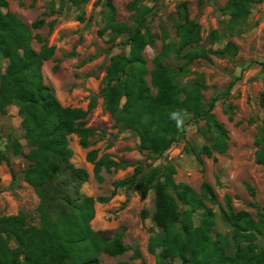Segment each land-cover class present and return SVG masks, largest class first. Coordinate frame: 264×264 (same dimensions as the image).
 Returning a JSON list of instances; mask_svg holds the SVG:
<instances>
[{
  "label": "trees",
  "instance_id": "trees-1",
  "mask_svg": "<svg viewBox=\"0 0 264 264\" xmlns=\"http://www.w3.org/2000/svg\"><path fill=\"white\" fill-rule=\"evenodd\" d=\"M79 6L88 0H68ZM145 0L130 3L135 26L115 20L116 9L112 0H106L104 18L106 30L115 35L127 32L122 45L128 54L112 57L107 68L102 97L106 110L116 125L137 135L139 151L147 160L161 159L182 136L188 121H205L213 134L211 146H204L202 154L211 158L215 152L226 153L230 139L228 129L220 123L214 110L221 97H229L234 86L204 102V79L198 77L190 87L182 78L190 73L189 65L198 59L211 60L236 55L238 47L227 43L213 50L200 46L202 28L197 22L183 18L177 27L178 41L164 45L149 72L145 51L153 45L155 36L148 26L150 9L141 5ZM264 0H229L223 11L229 16L228 29L235 30L251 15V8ZM7 0H0V57L7 61L0 78V114H6L13 104L19 108L25 139L31 148L25 155L30 162L25 180L40 200L38 213L40 226L31 225L25 215L0 217V264H101V256L116 258L130 249L123 242L124 234L98 232L92 228L96 203H107L120 188L135 190L144 198L153 192L154 209L151 220L156 230L149 251L157 254L158 264H264V207L257 201L256 190L246 185L256 209V216L234 208L233 198L225 195L224 205L213 186L204 182L200 192L186 183H177L176 167L172 163L154 166L139 162L128 179L115 183L110 197H89L82 186L90 175L86 169L73 163L74 152L70 137L77 135L81 145L88 148L95 131L87 128L88 110L65 107L44 79V63L55 54L54 48L43 45L40 51L33 47V29L43 26V21L32 25L23 22L10 12ZM186 12V5H183ZM212 43L220 41L217 32L211 35ZM176 62L180 64L177 65ZM151 76V84L147 77ZM152 88L156 89V94ZM234 107L227 112L232 119ZM173 113L177 114L173 119ZM181 121L178 126L177 121ZM262 147L257 152V163L264 166V138L258 140ZM17 153L21 145L14 143ZM95 177L103 182V168L119 166L98 152L88 154ZM197 161L202 163L200 156ZM14 177V182H15ZM211 205L212 207L208 206ZM213 207H218L231 236L216 234L217 217ZM199 216L196 225L195 217ZM135 256L141 258L139 251ZM117 264H129L126 261Z\"/></svg>",
  "mask_w": 264,
  "mask_h": 264
},
{
  "label": "rangeland",
  "instance_id": "rangeland-1",
  "mask_svg": "<svg viewBox=\"0 0 264 264\" xmlns=\"http://www.w3.org/2000/svg\"><path fill=\"white\" fill-rule=\"evenodd\" d=\"M9 11L23 22L44 24L33 29L36 37L35 50L43 45L55 49L53 58L44 63L45 82L52 87L56 97L65 107L91 110L87 128L95 131L88 148L81 145L77 135L70 137L74 152L73 163L86 169L90 178L82 186L83 194L94 197H110L115 183L131 177L139 162L154 166L172 163L177 170V183H186L200 192L207 182L213 186L224 205L225 195L233 198L236 211L244 210L256 216V209L249 206L253 201L246 185L257 193L258 203L264 207V166L257 163V152L262 148L258 140L264 138V2L251 8V15L237 29H228L229 16L223 11L229 0H145L141 5L150 9L148 26L155 36L153 45L144 55L149 72L154 69L155 58L162 53L164 45L178 41L177 27L183 18L197 22L202 28L201 47L222 49L227 43L238 47L236 55L222 57L211 55V60H195L189 65L190 73L182 78V84L190 87L198 78L204 79V102L227 91L234 82L229 97H221L214 114L229 131V149L226 153L215 152L211 158L202 154L204 146H211L213 134L205 121H188L180 141L161 159L147 160V154L139 151L140 140L134 133L122 129L106 110L102 97L107 68L112 57L128 54L122 45L127 32L115 35L106 30L104 18L106 0H88L79 6L68 0H7ZM116 9L117 23L135 26L130 3L136 0H112ZM186 5L187 11L183 9ZM217 32L220 41L212 43L211 35ZM179 65V62H176ZM7 61L0 57V78ZM151 84V76L147 77ZM154 94L157 90L152 88ZM234 107L232 119L228 106ZM19 108L13 104L6 114H0V217L25 215L31 225L40 226L38 206L40 200L35 189L25 180L29 161L25 155L31 148L21 126ZM21 145L20 153L14 143ZM98 152V160L105 157L119 166L107 171L103 168L99 182L94 165L88 154ZM200 156L202 163L197 161ZM15 177V182H14ZM154 194L144 198L135 190L120 188L117 195L107 203L95 204L92 228L98 232L123 233V242L129 251L113 258L101 256V264H158L157 254L149 251L151 238L156 230L151 220ZM209 207H212L208 204ZM216 211V234L231 236V229L224 224L218 207ZM199 216L195 217L196 225ZM264 246V241L261 242ZM139 251L141 258L135 256ZM175 264H181L176 261Z\"/></svg>",
  "mask_w": 264,
  "mask_h": 264
},
{
  "label": "clouds",
  "instance_id": "clouds-1",
  "mask_svg": "<svg viewBox=\"0 0 264 264\" xmlns=\"http://www.w3.org/2000/svg\"><path fill=\"white\" fill-rule=\"evenodd\" d=\"M176 117H177V114L176 113H173V117L172 118L173 119H176ZM177 123H178V126H179V124L181 123V121L178 120Z\"/></svg>",
  "mask_w": 264,
  "mask_h": 264
}]
</instances>
